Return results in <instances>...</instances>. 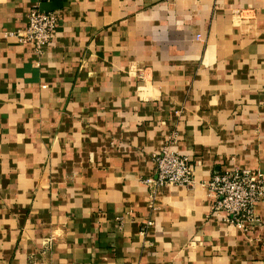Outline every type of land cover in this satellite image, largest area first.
<instances>
[{"label":"crops","instance_id":"obj_1","mask_svg":"<svg viewBox=\"0 0 264 264\" xmlns=\"http://www.w3.org/2000/svg\"><path fill=\"white\" fill-rule=\"evenodd\" d=\"M0 0V264H264V202L239 229L209 184L264 177V0ZM194 187L154 192L155 156Z\"/></svg>","mask_w":264,"mask_h":264},{"label":"built area","instance_id":"obj_2","mask_svg":"<svg viewBox=\"0 0 264 264\" xmlns=\"http://www.w3.org/2000/svg\"><path fill=\"white\" fill-rule=\"evenodd\" d=\"M59 24L56 12L43 13L35 7L29 14L28 28L19 34L20 41L32 44L44 54L54 41ZM155 172L145 183L154 192L171 186L194 187L195 168L191 160L167 149L155 156ZM214 199V216L224 217L227 223L247 229L256 222L257 206L264 202V177L256 171L235 169L217 174L209 184Z\"/></svg>","mask_w":264,"mask_h":264},{"label":"water","instance_id":"obj_3","mask_svg":"<svg viewBox=\"0 0 264 264\" xmlns=\"http://www.w3.org/2000/svg\"><path fill=\"white\" fill-rule=\"evenodd\" d=\"M61 2L54 0L52 3H43L40 7L43 13H52L60 10Z\"/></svg>","mask_w":264,"mask_h":264}]
</instances>
